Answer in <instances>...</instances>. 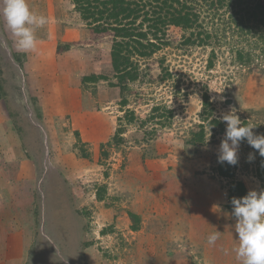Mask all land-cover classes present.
<instances>
[{
    "label": "rangeland",
    "instance_id": "1",
    "mask_svg": "<svg viewBox=\"0 0 264 264\" xmlns=\"http://www.w3.org/2000/svg\"><path fill=\"white\" fill-rule=\"evenodd\" d=\"M184 1L217 40L188 44V30L170 26L152 56L136 59L137 80L117 87L111 41L90 43L72 0H27L48 20L28 53L0 11V264H240L232 180L214 169L222 115L236 109L264 134V56L238 63L255 38L238 33L230 0L212 12L207 0ZM53 53L70 55L63 71ZM206 98L222 131L204 121ZM201 124L205 144L187 145ZM261 161L241 142L234 178L247 193L264 191Z\"/></svg>",
    "mask_w": 264,
    "mask_h": 264
},
{
    "label": "trees",
    "instance_id": "2",
    "mask_svg": "<svg viewBox=\"0 0 264 264\" xmlns=\"http://www.w3.org/2000/svg\"><path fill=\"white\" fill-rule=\"evenodd\" d=\"M225 1L207 0L206 2L212 12L223 8ZM237 1V3L236 0L229 1V4L239 12L235 19L236 29L239 34L244 33L255 39L251 40L252 46L249 50L237 51L235 56L239 64L250 66L256 58L264 56V0H251L250 4L254 6L250 10H245L243 15L240 14V6L247 4L249 0ZM72 4L80 20L86 25L90 43H98L104 39L111 41L107 67L108 71L114 74L117 81L116 87L137 80V60L148 59L159 49V42L170 26L181 29V31L188 30V44L207 46L211 39L217 40L216 35L213 37L211 32L197 25V12L184 0H72ZM251 31H254V35ZM257 50H259L258 54ZM69 57L70 55L66 56V58ZM65 62L63 60L57 62L59 63L58 70L65 69L68 64ZM38 84L36 83L37 86ZM209 106L210 103L206 98L202 107L206 114L204 121L211 117L207 121V126L217 125L222 131V124L212 118L211 110L206 111V107ZM198 128L199 132L191 134L187 145L195 147L205 144V127L201 124ZM81 152L80 158L87 161V154L84 151ZM236 166L224 162L219 163L214 169L219 177L232 180L228 192L230 200L247 195L244 185L241 182H235ZM257 177L261 184H264V167L258 170ZM130 217L133 221L131 228L137 231L138 217L132 213Z\"/></svg>",
    "mask_w": 264,
    "mask_h": 264
},
{
    "label": "clouds",
    "instance_id": "3",
    "mask_svg": "<svg viewBox=\"0 0 264 264\" xmlns=\"http://www.w3.org/2000/svg\"><path fill=\"white\" fill-rule=\"evenodd\" d=\"M7 28L15 38L16 50L23 53L35 51L37 38L35 31L48 23L43 15L33 13L27 0H0ZM226 123L224 136L218 150V162L235 166L241 142L257 150L264 157V134L253 132L252 125L241 122L236 109L222 115ZM249 161L254 159L250 153ZM232 216L236 219L235 231L238 234V247L235 249L240 264H264V191H249L241 198L231 200ZM220 233L217 231L207 238L209 245H215Z\"/></svg>",
    "mask_w": 264,
    "mask_h": 264
},
{
    "label": "crops",
    "instance_id": "4",
    "mask_svg": "<svg viewBox=\"0 0 264 264\" xmlns=\"http://www.w3.org/2000/svg\"><path fill=\"white\" fill-rule=\"evenodd\" d=\"M3 20V19H2ZM43 44V48H42V52L39 54L40 57L43 58L44 61L46 62H50V59H52L50 56H48V53H52V52H46V50H51V45L52 44H49L47 47L46 45L48 43H42ZM54 52V51H53ZM63 56V55H62ZM54 60H56V63L59 61V60H63L65 62V60H68V58L65 57H59L57 56L56 54L53 53V56ZM59 66V63L56 64V67Z\"/></svg>",
    "mask_w": 264,
    "mask_h": 264
},
{
    "label": "water",
    "instance_id": "5",
    "mask_svg": "<svg viewBox=\"0 0 264 264\" xmlns=\"http://www.w3.org/2000/svg\"><path fill=\"white\" fill-rule=\"evenodd\" d=\"M235 102V99L233 97H227L223 100L224 106H232Z\"/></svg>",
    "mask_w": 264,
    "mask_h": 264
}]
</instances>
